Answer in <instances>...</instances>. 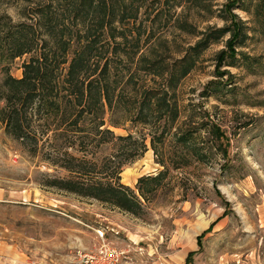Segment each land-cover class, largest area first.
Wrapping results in <instances>:
<instances>
[{
	"label": "rangeland",
	"instance_id": "1",
	"mask_svg": "<svg viewBox=\"0 0 264 264\" xmlns=\"http://www.w3.org/2000/svg\"><path fill=\"white\" fill-rule=\"evenodd\" d=\"M253 1L143 0L138 16L127 24L133 55L119 50L111 60L119 72L129 68L135 73L124 101L134 98L136 87L162 84L213 27L230 22L231 13L253 25L251 13L243 8ZM14 5L2 8L17 20ZM227 37L208 38L177 82L179 117L160 144L164 156L173 149L180 152L174 133L195 127L204 159L190 156L186 165L170 167L156 191L143 200L141 216L43 186V173L62 177L67 172L30 155L0 122V264H76L81 254L102 244L123 252L121 264H264V36L257 32L239 47L259 56L262 65H255V71L240 60L218 63L216 52ZM130 46L127 42L131 51ZM28 57L24 53L11 61L13 75H21V63ZM164 119L153 125L124 120L111 126L116 133L144 136L147 145L123 165V184L135 188L142 174L163 167L149 139L150 132L169 124ZM106 150L96 147L94 157Z\"/></svg>",
	"mask_w": 264,
	"mask_h": 264
},
{
	"label": "trees",
	"instance_id": "2",
	"mask_svg": "<svg viewBox=\"0 0 264 264\" xmlns=\"http://www.w3.org/2000/svg\"><path fill=\"white\" fill-rule=\"evenodd\" d=\"M142 1L0 0V122L4 132L30 155L38 154L67 172L62 177L43 173V186L93 198L135 216L144 213L143 200L156 191L170 167L186 165L190 156L202 160L206 154L204 145L196 141L195 127L174 133L176 143L182 145L180 152L173 149L164 156L160 147L179 117L176 84L193 66L198 51L208 38L228 34L225 46L216 52L218 63L240 60L255 71V65H262L259 56L240 52L239 47L257 32L264 36V0H254L251 6H243L251 13L253 25L231 13L230 22L213 27L202 44L194 47L198 50L188 61L180 59L179 69L169 71L162 84L134 88V98L127 103L126 86L135 82V73L129 68L127 73L119 72L111 60L119 50L133 55L132 30L127 24L138 16ZM14 3L17 20L2 8ZM24 53L29 57L21 63V75L15 76L11 61ZM150 72L163 73L159 69ZM162 117L169 124L150 132L149 140L163 167L142 174L135 188L123 184V165L139 157L147 145L144 136L116 133L111 126L124 120L153 125ZM102 145L107 150L94 157L96 147Z\"/></svg>",
	"mask_w": 264,
	"mask_h": 264
},
{
	"label": "built area",
	"instance_id": "3",
	"mask_svg": "<svg viewBox=\"0 0 264 264\" xmlns=\"http://www.w3.org/2000/svg\"><path fill=\"white\" fill-rule=\"evenodd\" d=\"M123 252L108 244H102L95 252L81 254L76 264H121Z\"/></svg>",
	"mask_w": 264,
	"mask_h": 264
}]
</instances>
